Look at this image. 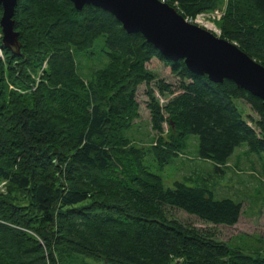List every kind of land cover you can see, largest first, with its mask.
<instances>
[{
	"label": "trees",
	"instance_id": "16d2710c",
	"mask_svg": "<svg viewBox=\"0 0 264 264\" xmlns=\"http://www.w3.org/2000/svg\"><path fill=\"white\" fill-rule=\"evenodd\" d=\"M162 1L183 17L222 4ZM225 2L219 36L264 65V0ZM13 20L21 54L0 40V264H264V246H231L211 228L168 214L232 226L242 210L238 197L215 198L196 183L197 173L171 187L158 173L190 136H197V157L217 171L242 145L263 157L259 97L231 80L192 73L98 7L17 0ZM97 40L106 61L86 73L81 60L95 58ZM151 58L170 68L174 84L146 67ZM141 84L153 132L144 141L130 133ZM236 100L257 115L249 117L255 125Z\"/></svg>",
	"mask_w": 264,
	"mask_h": 264
},
{
	"label": "water",
	"instance_id": "95a60500",
	"mask_svg": "<svg viewBox=\"0 0 264 264\" xmlns=\"http://www.w3.org/2000/svg\"><path fill=\"white\" fill-rule=\"evenodd\" d=\"M77 10L84 5L112 14L129 34L140 33L163 56L183 60L189 71L206 75L214 83L231 80L259 97L264 106V65L238 45L190 23L162 0H69ZM17 0H0L1 45L14 55L21 54L19 32L13 14Z\"/></svg>",
	"mask_w": 264,
	"mask_h": 264
},
{
	"label": "rangeland",
	"instance_id": "374dc122",
	"mask_svg": "<svg viewBox=\"0 0 264 264\" xmlns=\"http://www.w3.org/2000/svg\"><path fill=\"white\" fill-rule=\"evenodd\" d=\"M225 1L222 0V4L219 6L223 7V10H225ZM217 23L215 25L219 29ZM100 47L101 45L97 40L93 47L96 52L95 58L81 60L84 72L88 73L92 68L102 66L106 61L102 56L104 54ZM146 67L158 78L172 84L176 82L170 68L165 66L162 61L151 58L146 63ZM145 92L146 86L144 84L137 87L136 100L139 116L134 120V127L130 132L132 137L139 141L146 140L153 133L150 129V112L147 108L148 97ZM155 96L160 104L167 101V97L161 96L157 90ZM235 102L247 121L255 125L253 121L249 120V117L257 119V115L250 109L249 105L242 100ZM163 127L166 132L167 123L164 122ZM197 148V136H190L182 153L158 172L162 176L164 184L171 187L175 180H182V177L189 173H197L199 178L196 183L208 185L213 190L215 198L238 197L241 200L242 210L239 219L232 226H222L204 223L196 217L176 209H169V216L196 227L211 228L218 239L228 242L231 246L238 244L249 245L251 248L264 246V156L259 157L257 154L248 153L246 147L242 145L235 149L227 166L222 167L221 171H217L214 163L197 157ZM86 263L102 264L101 261L92 259H86Z\"/></svg>",
	"mask_w": 264,
	"mask_h": 264
},
{
	"label": "built area",
	"instance_id": "2783aa9c",
	"mask_svg": "<svg viewBox=\"0 0 264 264\" xmlns=\"http://www.w3.org/2000/svg\"><path fill=\"white\" fill-rule=\"evenodd\" d=\"M223 7H217L211 10L202 11L197 13L195 16L184 17L186 21L197 24L209 31L214 32L219 36L220 30L216 27V22L223 16Z\"/></svg>",
	"mask_w": 264,
	"mask_h": 264
}]
</instances>
